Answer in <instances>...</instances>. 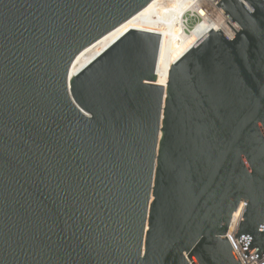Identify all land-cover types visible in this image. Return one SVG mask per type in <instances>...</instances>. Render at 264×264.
Returning a JSON list of instances; mask_svg holds the SVG:
<instances>
[{
  "label": "water",
  "instance_id": "1",
  "mask_svg": "<svg viewBox=\"0 0 264 264\" xmlns=\"http://www.w3.org/2000/svg\"><path fill=\"white\" fill-rule=\"evenodd\" d=\"M151 0H0V264H241L264 255V0H221L158 83Z\"/></svg>",
  "mask_w": 264,
  "mask_h": 264
},
{
  "label": "bare ground",
  "instance_id": "2",
  "mask_svg": "<svg viewBox=\"0 0 264 264\" xmlns=\"http://www.w3.org/2000/svg\"><path fill=\"white\" fill-rule=\"evenodd\" d=\"M212 4L211 0H151L117 28L84 48L74 59L70 76L78 74L98 54L131 28L160 34L161 48L157 77L158 83L166 86L170 67L211 29H223L222 18L215 14V6ZM203 5L211 7L208 13L201 9ZM187 12L207 14L203 22L191 33L185 31Z\"/></svg>",
  "mask_w": 264,
  "mask_h": 264
},
{
  "label": "built area",
  "instance_id": "3",
  "mask_svg": "<svg viewBox=\"0 0 264 264\" xmlns=\"http://www.w3.org/2000/svg\"><path fill=\"white\" fill-rule=\"evenodd\" d=\"M213 2L212 5L215 6L214 12L216 15L221 16L222 18V24H223V29L222 32L229 38L231 39L235 34L238 32V27L237 25L218 7V3L221 0H211ZM243 2V0H242ZM244 5L248 7V5L243 2ZM249 8V7H248ZM202 10L205 11V13H208V10L211 9V7H208L207 5H203ZM252 10L251 8H249ZM205 15H202L200 12H187L185 14V31L186 33H191L195 27L203 22L205 19ZM247 207V202L241 201L238 208L233 214V217L230 221V225L228 228L227 233L225 236H227L232 248L234 249L239 261L241 264H264V255L259 259L256 252L260 249V247L256 246V248L248 255L246 256L241 245L239 244L237 238H236V233L239 228L240 222L242 220L243 214L245 212V209ZM264 225V222L262 223Z\"/></svg>",
  "mask_w": 264,
  "mask_h": 264
}]
</instances>
